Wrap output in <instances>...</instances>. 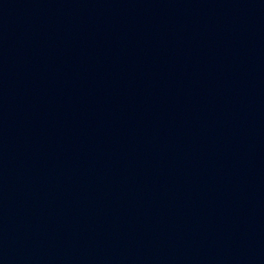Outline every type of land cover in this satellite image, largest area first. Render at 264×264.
<instances>
[{
	"label": "water",
	"instance_id": "95a60500",
	"mask_svg": "<svg viewBox=\"0 0 264 264\" xmlns=\"http://www.w3.org/2000/svg\"><path fill=\"white\" fill-rule=\"evenodd\" d=\"M0 264H264V0H0Z\"/></svg>",
	"mask_w": 264,
	"mask_h": 264
}]
</instances>
